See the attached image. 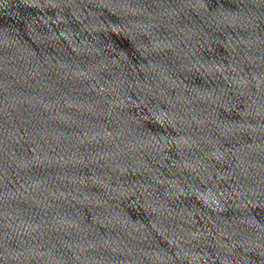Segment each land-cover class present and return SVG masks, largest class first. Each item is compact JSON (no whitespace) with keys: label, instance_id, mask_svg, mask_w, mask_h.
<instances>
[{"label":"water","instance_id":"1","mask_svg":"<svg viewBox=\"0 0 264 264\" xmlns=\"http://www.w3.org/2000/svg\"><path fill=\"white\" fill-rule=\"evenodd\" d=\"M0 264H264V0H0Z\"/></svg>","mask_w":264,"mask_h":264}]
</instances>
